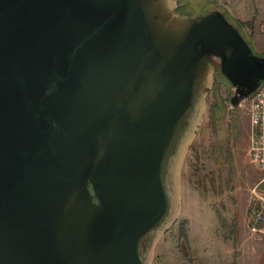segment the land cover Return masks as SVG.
<instances>
[{
	"label": "water",
	"instance_id": "water-1",
	"mask_svg": "<svg viewBox=\"0 0 264 264\" xmlns=\"http://www.w3.org/2000/svg\"><path fill=\"white\" fill-rule=\"evenodd\" d=\"M215 62L238 111L264 55L223 9L0 0V264H154Z\"/></svg>",
	"mask_w": 264,
	"mask_h": 264
},
{
	"label": "rangeland",
	"instance_id": "rangeland-1",
	"mask_svg": "<svg viewBox=\"0 0 264 264\" xmlns=\"http://www.w3.org/2000/svg\"><path fill=\"white\" fill-rule=\"evenodd\" d=\"M175 1L183 15L197 16L223 9L239 26L254 52L264 55V0ZM213 88L207 93L204 119L183 164L179 216L158 243L154 264H160L159 254L163 248L174 251L171 264L180 258L187 264L193 263L194 230L210 240L216 264H226L224 245L229 238L230 224L242 221L255 187L264 191V172L252 163L248 153L249 100L236 111L235 121L236 114L230 106L231 82L219 72L216 83L214 76ZM218 105L225 110L222 119L216 118ZM221 128L227 133L224 140L218 134ZM234 234L233 231L231 237ZM196 258L202 261L203 256L200 254Z\"/></svg>",
	"mask_w": 264,
	"mask_h": 264
},
{
	"label": "crops",
	"instance_id": "crops-1",
	"mask_svg": "<svg viewBox=\"0 0 264 264\" xmlns=\"http://www.w3.org/2000/svg\"><path fill=\"white\" fill-rule=\"evenodd\" d=\"M233 231L235 233L234 238L231 237ZM228 236L227 243L224 245L226 264H264V237L259 239L252 232L249 222V208L246 209L242 221L230 224V234ZM193 240L192 246L193 249L196 248V252L191 255V262L193 263H190L216 264L215 251L212 250L210 240L198 233L196 234L195 230ZM173 252L170 249L163 248L159 254L160 264H171L175 257ZM200 254L203 256L202 261L196 258ZM175 264H187V261L182 258L180 260L175 259Z\"/></svg>",
	"mask_w": 264,
	"mask_h": 264
},
{
	"label": "built area",
	"instance_id": "built-area-1",
	"mask_svg": "<svg viewBox=\"0 0 264 264\" xmlns=\"http://www.w3.org/2000/svg\"><path fill=\"white\" fill-rule=\"evenodd\" d=\"M250 142L248 153L252 163L264 172V82L249 97ZM249 222L252 232L264 237V191L257 187L249 202Z\"/></svg>",
	"mask_w": 264,
	"mask_h": 264
},
{
	"label": "flooded vegetation",
	"instance_id": "flooded-vegetation-1",
	"mask_svg": "<svg viewBox=\"0 0 264 264\" xmlns=\"http://www.w3.org/2000/svg\"><path fill=\"white\" fill-rule=\"evenodd\" d=\"M177 12H179V13H181V14H184L182 11H179L178 9H177ZM230 19V18H229ZM237 26V25H236ZM238 28H239V26H237ZM240 29V28H239ZM241 31V30H240ZM215 65H216V67H217V69H216V72H215V83H216V79H217V77L219 76V72H221L220 71V64H219V62H215ZM213 89H215V87L213 88ZM232 112H234L236 115H234V119L236 118V117H238V114H237V112H236V110H232ZM237 119H235V121H236ZM237 123L238 122H236V125H237ZM236 125H235V123L233 124V128H234V130L236 129ZM219 135H220V137L224 140L225 138H226V130L223 128H221V130L219 131V133H218Z\"/></svg>",
	"mask_w": 264,
	"mask_h": 264
},
{
	"label": "trees",
	"instance_id": "trees-1",
	"mask_svg": "<svg viewBox=\"0 0 264 264\" xmlns=\"http://www.w3.org/2000/svg\"><path fill=\"white\" fill-rule=\"evenodd\" d=\"M242 23V22H241ZM216 112V118H221L222 119V117L224 116V114H225V110H224V108L221 106V105H218V109L215 111Z\"/></svg>",
	"mask_w": 264,
	"mask_h": 264
}]
</instances>
